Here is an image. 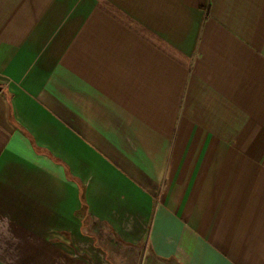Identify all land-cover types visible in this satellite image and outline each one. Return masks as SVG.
<instances>
[{
    "label": "crops",
    "instance_id": "obj_1",
    "mask_svg": "<svg viewBox=\"0 0 264 264\" xmlns=\"http://www.w3.org/2000/svg\"><path fill=\"white\" fill-rule=\"evenodd\" d=\"M0 87V264H264V0H0Z\"/></svg>",
    "mask_w": 264,
    "mask_h": 264
},
{
    "label": "rangeland",
    "instance_id": "obj_2",
    "mask_svg": "<svg viewBox=\"0 0 264 264\" xmlns=\"http://www.w3.org/2000/svg\"><path fill=\"white\" fill-rule=\"evenodd\" d=\"M67 258V257H66ZM80 258V257H79ZM62 259H63V257H62ZM67 260V259H66ZM79 262H81V260L79 261Z\"/></svg>",
    "mask_w": 264,
    "mask_h": 264
},
{
    "label": "trees",
    "instance_id": "obj_3",
    "mask_svg": "<svg viewBox=\"0 0 264 264\" xmlns=\"http://www.w3.org/2000/svg\"><path fill=\"white\" fill-rule=\"evenodd\" d=\"M84 206H85V203H84Z\"/></svg>",
    "mask_w": 264,
    "mask_h": 264
},
{
    "label": "water",
    "instance_id": "obj_4",
    "mask_svg": "<svg viewBox=\"0 0 264 264\" xmlns=\"http://www.w3.org/2000/svg\"><path fill=\"white\" fill-rule=\"evenodd\" d=\"M1 88V87H0Z\"/></svg>",
    "mask_w": 264,
    "mask_h": 264
}]
</instances>
